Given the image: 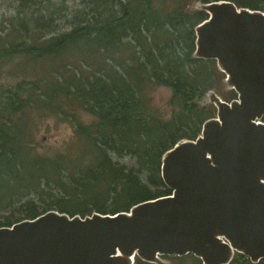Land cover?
<instances>
[{"label": "trees", "instance_id": "1", "mask_svg": "<svg viewBox=\"0 0 264 264\" xmlns=\"http://www.w3.org/2000/svg\"><path fill=\"white\" fill-rule=\"evenodd\" d=\"M16 1L17 13L31 16L34 31L42 27L45 34L53 30L55 17L67 12L69 0ZM78 1L75 26L68 33L47 42L29 41L28 34H18L19 39L0 37V62L19 56L42 61L75 51L78 67L91 68L87 75L78 67L68 77L58 72L47 83L45 76L14 83L0 80V213L7 214L0 227L49 210L80 216L114 214L170 194L160 177L162 155L182 139H195L202 124L213 118L205 108L212 104L199 106L198 100L209 91L218 95L210 69L215 62L193 57V29L206 19L204 12L186 11L180 0L168 12L162 8L164 0ZM228 1L264 11V0ZM17 24L22 30L28 27L20 18ZM159 87L172 93L168 116L153 113L147 100ZM218 96L226 102L236 98L233 91L229 100ZM37 106L75 123L74 160L66 153L44 155L24 138L20 115L29 107L40 109ZM64 106L75 107L93 121L80 123ZM112 155L131 157L137 172L113 162ZM144 172L150 185L160 190L153 192L142 183ZM52 188L63 194L48 202L32 200ZM238 256L229 264H250ZM135 264L148 263L136 259Z\"/></svg>", "mask_w": 264, "mask_h": 264}, {"label": "water", "instance_id": "2", "mask_svg": "<svg viewBox=\"0 0 264 264\" xmlns=\"http://www.w3.org/2000/svg\"><path fill=\"white\" fill-rule=\"evenodd\" d=\"M193 7L206 14L193 29V57L214 61L236 98L207 92L215 117L162 155L170 194L114 214L49 210L0 227V264H165L164 256L186 255L229 264L235 254L264 260V11L228 0Z\"/></svg>", "mask_w": 264, "mask_h": 264}, {"label": "rangeland", "instance_id": "3", "mask_svg": "<svg viewBox=\"0 0 264 264\" xmlns=\"http://www.w3.org/2000/svg\"><path fill=\"white\" fill-rule=\"evenodd\" d=\"M124 1V0H123ZM175 0H164L162 8L168 12L175 7ZM181 5L184 6V9L187 11L194 10L192 6L194 0H180ZM76 5H79L78 0H69L67 2L68 10L65 12L62 18H56L53 24V30L49 33H43V28L41 30L34 31L35 27L32 22L31 16L22 17L21 13L18 14L16 11L17 1L16 0H0V37L5 39H19L18 34H28L27 38L29 41H50L53 37H58L62 34L70 32L75 26V12L77 8ZM19 16V17H18ZM19 18L28 23L26 30L18 28ZM42 22V20H40ZM44 34V36L39 37V35ZM2 40V39H1ZM126 42V41H125ZM79 53L75 51H64L61 56L46 58L42 61H31L28 58L23 57H12L10 59L0 62V80L16 82L19 79H25L28 81L33 80H43L45 76V81L52 78V75H57L56 73H62L65 77L70 76L71 69L78 67L79 63ZM124 55H128V52L124 51ZM71 65L70 69H67V65ZM65 65V66H62ZM79 71L87 75L91 68L86 67L85 65L77 68ZM214 78L213 90L220 95L221 97H226L225 100H229L230 90L226 88V85L222 82L223 75L220 74L216 67L215 63L210 66ZM172 93L169 89L164 87H159L151 92L149 95V105L153 113L160 112L164 116H168L171 112L170 100ZM205 101L204 94L198 100L199 106L202 102ZM37 108H27L23 114L20 115L19 122L23 126L24 138L32 145H34L39 152L44 155H54L60 153L70 154L66 157L73 159L77 156L75 147L77 145V137L75 135V123L69 121L68 118L56 115V113L51 112L43 106H37ZM65 111L69 113H75L76 119L82 124H88L93 121L92 118L85 115L84 113L76 110L75 107L64 106ZM206 112H208V117H215L216 110L212 105L205 107ZM113 156V155H112ZM113 162H118L120 165L125 166L128 169L135 170L137 172V165L135 161L129 157H114ZM140 178L142 183L148 185L149 188L156 192L160 190L159 187L150 185V177L147 176V173H141ZM47 192L43 195H34L32 200L40 203L41 200L50 201L53 198H58V194L63 191L56 188L47 189ZM57 195V196H56ZM23 201V200H22ZM6 213H0V221L4 219ZM192 256V255H191ZM190 255L182 257H165L162 260L165 264H201L200 261L194 260Z\"/></svg>", "mask_w": 264, "mask_h": 264}, {"label": "flooded vegetation", "instance_id": "4", "mask_svg": "<svg viewBox=\"0 0 264 264\" xmlns=\"http://www.w3.org/2000/svg\"><path fill=\"white\" fill-rule=\"evenodd\" d=\"M238 255H240V254H235L234 256H233V258H232V260L233 259H235V258H237V257H239ZM165 257H167V256H164V257H162V258H165ZM172 258V257H171ZM246 258V257H245ZM248 259V258H247ZM231 260V261H232ZM249 260V259H248ZM250 264H264V260H260V261H258L257 263H251L250 262Z\"/></svg>", "mask_w": 264, "mask_h": 264}]
</instances>
